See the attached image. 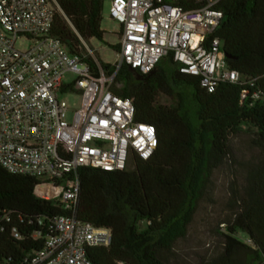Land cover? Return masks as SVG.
<instances>
[{
  "label": "trees",
  "instance_id": "1",
  "mask_svg": "<svg viewBox=\"0 0 264 264\" xmlns=\"http://www.w3.org/2000/svg\"><path fill=\"white\" fill-rule=\"evenodd\" d=\"M56 2L59 10L51 35L70 54L83 51L80 40L103 39L104 0ZM177 5L196 8L190 1L178 0ZM216 9L222 19L212 38L230 57L227 65L241 76L239 82L218 84L207 93L198 77L180 74L171 57L166 58L173 67L170 75L158 63L142 81L135 80L127 65L114 76L111 92L132 100L134 121L153 125L157 144L146 161L132 155L131 169L77 171V220L108 228L112 235L109 247L87 250L92 264H171L175 244L185 238L199 204L212 202L208 199L212 174L226 162L233 163L229 141L242 126L251 130V144L260 158L247 169L243 187L231 183L229 217L216 232L221 251L197 264L264 262V0H223ZM86 60L94 65L91 58ZM98 63L105 75L114 74L111 65ZM93 70L97 73L95 66ZM186 93L194 105L191 118L185 116ZM160 96L173 103L159 104ZM39 183L0 167V264H20L27 253L40 250L51 234L52 220L66 215L59 200L34 194ZM12 227L21 234L20 241L11 237ZM36 233L38 238H33Z\"/></svg>",
  "mask_w": 264,
  "mask_h": 264
},
{
  "label": "built area",
  "instance_id": "2",
  "mask_svg": "<svg viewBox=\"0 0 264 264\" xmlns=\"http://www.w3.org/2000/svg\"><path fill=\"white\" fill-rule=\"evenodd\" d=\"M109 1V19L120 26L111 76L84 41L80 54H70L51 35L56 0H0V167L39 181L34 194L59 200L66 211L52 220L42 248L27 253L20 264H92L87 250L111 244L110 229L76 218L77 171L126 170L132 155L146 161L157 144L155 127L134 121L132 100L110 90L121 65L148 76L171 57L178 72L198 77L207 93L241 80L228 67L220 41L212 38L222 19L216 6L223 0H183L196 6L190 10L178 0ZM19 39L30 47L17 50ZM65 75L72 78L64 81ZM73 94L79 105L71 110L65 97ZM42 186L49 191L37 193ZM10 235L22 239L16 227ZM243 242L252 246L248 239Z\"/></svg>",
  "mask_w": 264,
  "mask_h": 264
},
{
  "label": "rangeland",
  "instance_id": "3",
  "mask_svg": "<svg viewBox=\"0 0 264 264\" xmlns=\"http://www.w3.org/2000/svg\"><path fill=\"white\" fill-rule=\"evenodd\" d=\"M109 10L110 1L104 0L101 21V29L105 32L103 39L101 41L91 39L84 42L97 61L113 65L117 51L112 47L118 46L120 26L109 19ZM30 45L28 40L19 39L15 43V48L25 51ZM159 63L161 70L166 75L172 73L173 67L166 59H162ZM71 78V75H65L64 81ZM116 87L120 88L121 85L117 84ZM187 93L184 102L187 110L185 116L191 118L194 105ZM65 101L71 110L76 109L79 105V97L75 94L66 96ZM158 103L170 105L173 101L168 97L160 96ZM252 139L251 130L244 126L241 127V132L238 135L230 138L229 147L233 163L226 162L212 174V186L208 194V199H211L212 202L206 201L199 204L185 238L175 244L171 264H197L202 258L210 259L221 251V237L216 232L223 230L220 224L229 217L227 204L231 183H234V188L243 187L247 169L256 164L260 158L259 151L251 144ZM131 168L132 165L129 163L127 169ZM238 236L242 241L246 238L243 233H239Z\"/></svg>",
  "mask_w": 264,
  "mask_h": 264
},
{
  "label": "water",
  "instance_id": "4",
  "mask_svg": "<svg viewBox=\"0 0 264 264\" xmlns=\"http://www.w3.org/2000/svg\"><path fill=\"white\" fill-rule=\"evenodd\" d=\"M225 58H226V59H229L230 57L225 55ZM128 70H129V72H131V73L134 75V78H135L136 81H142V80L144 79V77H143L142 75L138 74V73H137L135 70H133L132 68L128 67ZM152 73H153V72H152ZM152 73H151L150 75H152ZM150 75H148V76H150Z\"/></svg>",
  "mask_w": 264,
  "mask_h": 264
},
{
  "label": "bare ground",
  "instance_id": "5",
  "mask_svg": "<svg viewBox=\"0 0 264 264\" xmlns=\"http://www.w3.org/2000/svg\"><path fill=\"white\" fill-rule=\"evenodd\" d=\"M47 190H48V187H46V186H42V187H39L38 188V192L37 193H40L41 191H46L47 192ZM49 191V190H48ZM50 192H53L52 190H50Z\"/></svg>",
  "mask_w": 264,
  "mask_h": 264
}]
</instances>
